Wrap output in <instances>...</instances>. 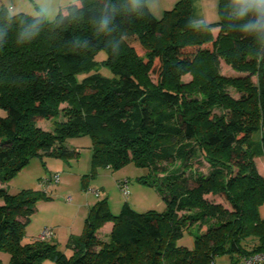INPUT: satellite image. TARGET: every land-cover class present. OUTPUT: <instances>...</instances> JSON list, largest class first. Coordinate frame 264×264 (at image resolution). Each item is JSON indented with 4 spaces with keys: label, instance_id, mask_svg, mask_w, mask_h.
I'll return each mask as SVG.
<instances>
[{
    "label": "trees",
    "instance_id": "trees-1",
    "mask_svg": "<svg viewBox=\"0 0 264 264\" xmlns=\"http://www.w3.org/2000/svg\"><path fill=\"white\" fill-rule=\"evenodd\" d=\"M219 16L194 25L190 0L161 18L149 0H70L52 20L0 7V264L2 253L8 264H212L221 254L236 264L264 251L255 163L264 156V0H220ZM220 59L249 75H223ZM189 71L194 80L183 83ZM44 119H56L53 131ZM82 136L94 169L147 168L139 180L159 190L164 210L126 202L115 215L104 198L70 236L71 256L54 239L24 243L47 194L4 184L33 157L78 156L67 141ZM186 234L190 246L179 242Z\"/></svg>",
    "mask_w": 264,
    "mask_h": 264
},
{
    "label": "rangeland",
    "instance_id": "rangeland-1",
    "mask_svg": "<svg viewBox=\"0 0 264 264\" xmlns=\"http://www.w3.org/2000/svg\"><path fill=\"white\" fill-rule=\"evenodd\" d=\"M192 5V16L196 13L193 5L194 0H190ZM178 0H149L151 12L157 18H161L166 10L172 9ZM219 2L215 4L213 19L209 22L200 21L199 25L217 22L219 16ZM194 11V12H193ZM48 19V18H47ZM49 20H51L49 18ZM216 36L219 30L213 31ZM102 56L105 53L102 52ZM220 71L223 75L229 77L247 76L248 73H241L234 70L223 59H220ZM100 71L111 76L112 73L108 67L101 66ZM156 82V74H151ZM194 75L192 72H186L182 75L183 83L193 82ZM252 81L257 82V77L252 76ZM228 92L235 98L240 97V92L234 86L227 88ZM216 111L220 110L216 108ZM7 112L0 107V116H6ZM56 119L42 120L39 125L47 130H54ZM67 145L79 151V155L70 159L57 158L53 156H36L30 160V163L22 169L14 178L8 182V189L11 193L16 194L23 189L42 190L47 194L48 199H41L37 204L36 212L32 215L31 220L25 228L23 237L24 243L34 241L40 233L46 228H53L59 238L58 246L68 256L73 254V249L67 245L72 234L80 235L84 228L85 219L88 216L91 206L96 202L107 199L111 212L119 214L126 202L138 212L148 210L163 211L165 204L162 201V195L159 190L153 186L144 184L139 180L140 177L148 176L149 170L145 167H139L133 162H129L121 168L112 169L108 167L93 168V150L92 142L89 136L71 138ZM258 172L264 176V156L255 158ZM204 172L209 171L207 164L202 167ZM54 173L60 174V182L47 186L44 184L46 178L51 177ZM129 180V187L125 193L119 186V180ZM95 187L101 190V196L96 197L87 193L85 188ZM71 196V201L68 197ZM214 201H226L219 196H207ZM260 214L264 218V203L260 206ZM102 229V228H101ZM103 232L99 230L98 235L101 238L107 230L105 226ZM104 239V238H103ZM180 244L192 245L191 238L188 234L180 241ZM1 257L5 264L9 263V254L2 253ZM215 264H231V258L228 254L217 255L214 258ZM44 264H56L52 260H45Z\"/></svg>",
    "mask_w": 264,
    "mask_h": 264
},
{
    "label": "crops",
    "instance_id": "crops-1",
    "mask_svg": "<svg viewBox=\"0 0 264 264\" xmlns=\"http://www.w3.org/2000/svg\"><path fill=\"white\" fill-rule=\"evenodd\" d=\"M70 0H0V7L8 8L12 13L16 12H26L32 15L38 14L39 10H41L46 18L52 20L54 19L60 10L69 2ZM195 4L193 8L195 10L196 5V13H193L192 22L194 25H198L200 21L209 22L213 19V12L215 10V4H217V0H194ZM194 12V11H193ZM219 30L218 27H214L213 31ZM4 186L8 187V183L4 184ZM9 188V187H8ZM107 227L106 233H109L113 227L112 222L106 223L104 227ZM100 229V230H102ZM74 235V234H72ZM71 235V236H72ZM54 240L58 243L59 238L57 234H55Z\"/></svg>",
    "mask_w": 264,
    "mask_h": 264
},
{
    "label": "built area",
    "instance_id": "built-area-1",
    "mask_svg": "<svg viewBox=\"0 0 264 264\" xmlns=\"http://www.w3.org/2000/svg\"><path fill=\"white\" fill-rule=\"evenodd\" d=\"M60 180V174L54 173L51 177L46 178L43 183L47 186H51L52 184L59 183ZM119 186L125 193H127L129 180H119ZM86 191L87 193H91L96 197H100L102 193L100 189L95 187H88ZM71 199V196H69L68 201H71ZM38 237L42 240H52L55 237V231L53 228L46 227ZM236 264H264V251H257L248 255L241 256Z\"/></svg>",
    "mask_w": 264,
    "mask_h": 264
}]
</instances>
